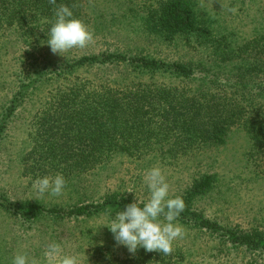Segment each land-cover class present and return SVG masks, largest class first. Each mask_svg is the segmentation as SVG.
Returning <instances> with one entry per match:
<instances>
[{
	"label": "trees",
	"instance_id": "obj_1",
	"mask_svg": "<svg viewBox=\"0 0 264 264\" xmlns=\"http://www.w3.org/2000/svg\"><path fill=\"white\" fill-rule=\"evenodd\" d=\"M86 1L57 4H67L87 25L92 18L84 11ZM196 6L194 0H146L136 9L137 27L127 35L171 44L191 37L196 45H209L208 62H165L137 47H116L54 65L42 52L48 45L39 27L47 29L56 5L50 0H0V53L8 34H14L26 45L22 59L28 64L0 113V142L17 109L47 88L33 119L30 151L22 161L32 180L59 172L67 180L65 191L74 192L84 176H99L117 159H126L144 171L153 166L169 171L166 181L172 187L178 183L174 175L187 169L193 157L226 145L236 133L246 144L245 162L256 177L264 178V33L242 43L215 34ZM104 31L99 33L105 36ZM36 53L41 62L35 60ZM83 68L121 71L107 78L96 73L83 81L76 75ZM219 182L217 173L205 172L173 195L184 199L179 223L186 232L174 242L171 254L142 248L132 254L123 246L118 253L107 237L89 231L83 235L87 255L80 264H264V228L254 224L257 219L243 229L208 218L195 207ZM121 189H107L100 201L67 209L11 203L0 195V210L12 211L28 224L45 215L86 219L104 214L106 208L114 215L135 201ZM0 264L10 260L0 255Z\"/></svg>",
	"mask_w": 264,
	"mask_h": 264
},
{
	"label": "rangeland",
	"instance_id": "obj_2",
	"mask_svg": "<svg viewBox=\"0 0 264 264\" xmlns=\"http://www.w3.org/2000/svg\"><path fill=\"white\" fill-rule=\"evenodd\" d=\"M146 0H87L84 11L92 18L87 24L94 33V40L85 48H74L63 56L53 54L49 46H44L42 52L54 65H59L65 59H76L84 55L98 54L106 49L140 48L144 54L165 62H208L212 58L208 44L196 45L193 39H180L173 44L163 41H153L146 36L135 38V34L127 35L128 30L137 27L135 13L142 8ZM197 11L206 26L215 34H226L238 43L245 42L256 34L264 33V0H194ZM137 9V10H136ZM235 9V11H229ZM135 10V12H131ZM125 18H122L124 15ZM106 32L104 36L100 31ZM97 31V32H95ZM110 32L116 33L109 34ZM96 33V34H95ZM121 41V42H120ZM7 46L0 53V113L7 106L19 85V80L27 69L22 53L24 45L14 34H8L4 43ZM211 56V57H209ZM35 60L41 62L42 57L35 55ZM120 69H81L76 75L85 81L92 75H118ZM98 76V77H100ZM171 82L169 78L164 80ZM36 93L33 99L25 101L14 113L0 142V195L11 203H40L47 209H67L73 205L90 204L100 201L105 191L116 190L121 186L127 195H134L138 201H146L148 191L144 189L146 171L139 169L136 163L126 159H117L109 169L101 170L99 176L86 175L84 182L76 187L74 192H64L60 197L39 196L32 187V175L26 171L22 163L31 147V133L34 132L33 119L46 100V91ZM246 144L241 134H234L226 145L210 147L196 155L182 169L176 186L169 187V195L186 188L191 178L205 172H214L219 176V188H215L208 197L196 202L195 207L211 219L231 226L248 229L258 220L264 228V178L256 177L252 168L245 162ZM156 167V166H153ZM161 169V168H160ZM165 178L169 171L162 170ZM258 172V170H256ZM93 174V173H92ZM51 175V174H49ZM100 179L98 187L95 185ZM136 189V191H131ZM109 222L105 215L90 218H60L52 215L24 223L14 212L0 210V255L4 261L10 260L14 253H25L35 264H48L44 256L47 245L52 242L61 244L65 254L75 255L80 264L87 255L83 235L91 233L101 239L107 237L112 249L118 253L122 246L113 239V234L107 227L101 226ZM99 227V228H98ZM98 228V229H97ZM96 232V233H95ZM6 257L8 259H6Z\"/></svg>",
	"mask_w": 264,
	"mask_h": 264
},
{
	"label": "clouds",
	"instance_id": "obj_3",
	"mask_svg": "<svg viewBox=\"0 0 264 264\" xmlns=\"http://www.w3.org/2000/svg\"><path fill=\"white\" fill-rule=\"evenodd\" d=\"M50 3L56 5L52 18L46 21V30L45 27L39 28L47 37L43 44H47L53 54L63 56L62 53L74 48H85L93 42L94 33L74 16L67 4H57V0H50ZM144 183L149 194L146 201H137L135 198L134 202L126 204L123 209L119 208L114 215L111 208H106L104 214L109 222L99 227H107L115 242L129 253L135 254L142 248L146 252L167 256L173 252L174 242L185 235L186 230L179 223L185 202L182 196L169 195V184L159 167H151L146 171ZM32 187L41 197H60L65 192L67 180L59 172L37 176L32 181ZM44 256L48 264H78L77 257L65 254L61 244L55 241L47 245ZM10 264L35 262L30 261L27 254L17 252L13 254Z\"/></svg>",
	"mask_w": 264,
	"mask_h": 264
}]
</instances>
